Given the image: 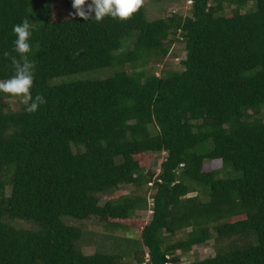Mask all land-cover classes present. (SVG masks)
<instances>
[{"label": "trees", "instance_id": "16d2710c", "mask_svg": "<svg viewBox=\"0 0 264 264\" xmlns=\"http://www.w3.org/2000/svg\"><path fill=\"white\" fill-rule=\"evenodd\" d=\"M189 4L149 21L141 3L0 0V84L24 99H0V264H180L210 240L188 264H264V0ZM176 41L181 70L157 75ZM83 221L108 231L89 254Z\"/></svg>", "mask_w": 264, "mask_h": 264}, {"label": "rangeland", "instance_id": "374dc122", "mask_svg": "<svg viewBox=\"0 0 264 264\" xmlns=\"http://www.w3.org/2000/svg\"><path fill=\"white\" fill-rule=\"evenodd\" d=\"M80 4L82 5V8L85 13L90 14V13H96V12H102L105 10H111L115 9L118 7L126 6L129 4H134V3H141L143 8H144V13L146 16V19L149 21L162 18L169 14V12H177L181 13L182 15H187L189 14L190 10V4L189 0H78ZM185 57V48L184 44L181 41H176L170 48L169 54L164 58L162 63H159L157 67V75L158 74H170L172 71L175 70H181L182 66L180 64V60ZM125 69L128 71L131 69L130 67L126 66ZM123 70L122 66H109L106 68H101V69H94L91 71H86V72H81V73H75V74H69V75H64L57 77L52 80L53 83H61V82H68V81H76V80H86V79H91V80H98V79H103L106 78L112 74H114L117 71ZM13 84L16 82L11 81ZM9 89V84L6 86H2L0 84V99L6 104V107L14 111L18 109L19 105L21 102H24L23 98H19L17 95L12 94ZM165 156L164 152H161L157 154L156 158H159V160H153L150 159L148 161V164L155 169L158 168L159 161H161ZM205 167L206 168H211L215 166L216 164H212L210 161H205ZM218 165V164H217ZM148 166V165H147ZM147 193L149 191V186ZM122 191L125 193H129L133 191V186L128 185L124 186L122 188ZM143 191H145V186L143 187ZM146 213L143 214L144 221H147L151 213L149 211H145ZM68 217H64L66 219ZM16 225H22L24 227H29L30 225L22 222H13ZM83 227H84V232L86 238H89L92 241V244L90 246H83V251L87 254L92 253L95 249L94 243L95 242H105L108 241V239L101 238L102 235L108 234V231L104 228L103 225L96 224L91 221H83ZM186 230L179 231L175 236L168 238L169 240H176L184 237V233ZM140 233V228L138 227H132L127 229L126 231H116L112 233L113 235H117L119 237H125V236H130V238H137V236ZM110 245V243H108ZM214 253V247L213 243L210 240L208 244L206 245H198L194 246L192 250L189 252L188 255H184L181 257V262L180 264H188L191 260L193 259H201L206 256L212 255ZM123 261L125 263H129L131 260H128L125 258ZM132 264H134L133 261H131Z\"/></svg>", "mask_w": 264, "mask_h": 264}, {"label": "built area", "instance_id": "2783aa9c", "mask_svg": "<svg viewBox=\"0 0 264 264\" xmlns=\"http://www.w3.org/2000/svg\"><path fill=\"white\" fill-rule=\"evenodd\" d=\"M191 2V0H189V3ZM148 186L149 187H152V181H150L148 183ZM152 191L150 190L149 193H151ZM148 205H149V208H148V211L151 212V205H152V198L151 197H148Z\"/></svg>", "mask_w": 264, "mask_h": 264}]
</instances>
